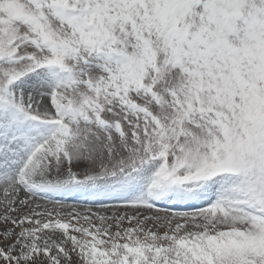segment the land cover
I'll use <instances>...</instances> for the list:
<instances>
[{
    "label": "snow or ice",
    "instance_id": "1",
    "mask_svg": "<svg viewBox=\"0 0 264 264\" xmlns=\"http://www.w3.org/2000/svg\"><path fill=\"white\" fill-rule=\"evenodd\" d=\"M0 264H264V0H0Z\"/></svg>",
    "mask_w": 264,
    "mask_h": 264
},
{
    "label": "rangeland",
    "instance_id": "2",
    "mask_svg": "<svg viewBox=\"0 0 264 264\" xmlns=\"http://www.w3.org/2000/svg\"><path fill=\"white\" fill-rule=\"evenodd\" d=\"M97 210H98V208L94 206L93 207V211H97ZM121 211H122V209H121ZM107 214L110 215L111 214V211H109ZM161 231H163V229H161Z\"/></svg>",
    "mask_w": 264,
    "mask_h": 264
}]
</instances>
